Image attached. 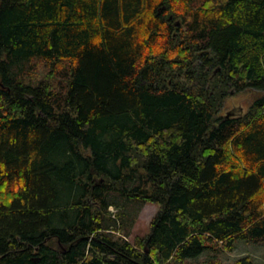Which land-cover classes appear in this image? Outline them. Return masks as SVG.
Masks as SVG:
<instances>
[{"label":"trees","instance_id":"obj_1","mask_svg":"<svg viewBox=\"0 0 264 264\" xmlns=\"http://www.w3.org/2000/svg\"><path fill=\"white\" fill-rule=\"evenodd\" d=\"M228 88L263 93L227 116ZM111 193L159 205L148 235ZM237 239L264 241V0H0V264H226Z\"/></svg>","mask_w":264,"mask_h":264},{"label":"rangeland","instance_id":"obj_2","mask_svg":"<svg viewBox=\"0 0 264 264\" xmlns=\"http://www.w3.org/2000/svg\"><path fill=\"white\" fill-rule=\"evenodd\" d=\"M18 75L26 83L36 84L40 81H49L52 89L55 92H60L64 87V80L58 72H52V69L47 63L33 59L26 62L18 70ZM59 75V76H58ZM228 96L225 97L224 105L220 113L237 114L244 112L257 98L262 91L259 90H245L235 93L233 89L227 90ZM109 199L114 201V205H110L111 218L118 224L123 225L128 235L126 239L133 242L137 237H144L150 233V222L159 209V205L154 202L141 203L139 201H128L122 199L117 193L109 194ZM119 213L121 216H119ZM115 214V217L113 215ZM113 225V222L109 223ZM217 259L226 264H234L242 257H248L252 264H264V241L252 242L245 239H237L233 242L231 249H220L216 253ZM210 258L209 253H203L198 258L185 260L182 262H172L171 264H192L193 262H200Z\"/></svg>","mask_w":264,"mask_h":264},{"label":"water","instance_id":"obj_3","mask_svg":"<svg viewBox=\"0 0 264 264\" xmlns=\"http://www.w3.org/2000/svg\"><path fill=\"white\" fill-rule=\"evenodd\" d=\"M179 22H176V24H178ZM230 114H232V113H229V112H227V113H225V115H230Z\"/></svg>","mask_w":264,"mask_h":264}]
</instances>
